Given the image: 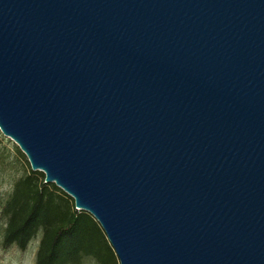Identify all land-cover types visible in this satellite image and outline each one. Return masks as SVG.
<instances>
[{
    "label": "water",
    "instance_id": "water-1",
    "mask_svg": "<svg viewBox=\"0 0 264 264\" xmlns=\"http://www.w3.org/2000/svg\"><path fill=\"white\" fill-rule=\"evenodd\" d=\"M0 131L120 264H264V0H0Z\"/></svg>",
    "mask_w": 264,
    "mask_h": 264
},
{
    "label": "trees",
    "instance_id": "trees-1",
    "mask_svg": "<svg viewBox=\"0 0 264 264\" xmlns=\"http://www.w3.org/2000/svg\"><path fill=\"white\" fill-rule=\"evenodd\" d=\"M1 217L4 249L25 251L40 234L35 264H120L96 218L76 209L74 199L55 183H46L42 171L31 169L16 180Z\"/></svg>",
    "mask_w": 264,
    "mask_h": 264
},
{
    "label": "rangeland",
    "instance_id": "rangeland-1",
    "mask_svg": "<svg viewBox=\"0 0 264 264\" xmlns=\"http://www.w3.org/2000/svg\"><path fill=\"white\" fill-rule=\"evenodd\" d=\"M18 148L11 138L0 131V264H35L40 238L39 234L38 239L31 241L25 251L17 247L4 249L2 246L5 228V221L1 217L2 205L8 199L16 180L32 169ZM86 264L96 263L88 260Z\"/></svg>",
    "mask_w": 264,
    "mask_h": 264
}]
</instances>
